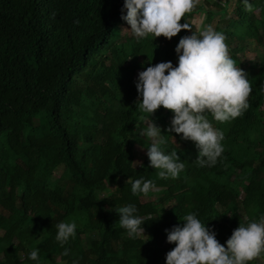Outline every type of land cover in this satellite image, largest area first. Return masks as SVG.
<instances>
[{
  "label": "trees",
  "instance_id": "1",
  "mask_svg": "<svg viewBox=\"0 0 264 264\" xmlns=\"http://www.w3.org/2000/svg\"><path fill=\"white\" fill-rule=\"evenodd\" d=\"M249 3L252 11L241 0L232 10L227 1L203 8L195 0L180 21L190 25L202 11L217 17L214 30L252 89L240 116L207 117L223 132L224 150L216 165L199 167L194 142L166 132L171 110L138 111L134 83L143 51L144 68L176 66V44L197 29L137 40L122 33L130 27L123 0H0V264H35L31 250L40 264H165L175 246L165 229L187 213L222 245L240 222L264 216V0ZM152 120L168 141L165 152L177 151L185 165L176 179L158 178L148 140L134 132ZM141 177L157 190L132 195L125 182ZM126 204L136 206L147 236L130 239L119 227L110 209ZM70 221L75 238L61 246L54 225ZM248 264H264V252Z\"/></svg>",
  "mask_w": 264,
  "mask_h": 264
},
{
  "label": "clouds",
  "instance_id": "2",
  "mask_svg": "<svg viewBox=\"0 0 264 264\" xmlns=\"http://www.w3.org/2000/svg\"><path fill=\"white\" fill-rule=\"evenodd\" d=\"M194 4L195 0H123L121 19L130 26L127 29L137 40L161 35L171 39L181 29L192 27L180 21ZM241 4L244 10H253L249 0H241ZM224 39L211 25L193 30L190 35L181 36L175 46L176 66L171 61L149 64L138 71L134 81L138 111L152 117L161 106L171 110L170 127L166 132L182 134L181 140L194 142L198 150L195 163L199 167L216 165L224 150L223 132L214 129L207 117L220 123L235 119L248 108L247 98L252 91L244 71L229 57ZM260 88L264 92V82ZM142 122L146 127L136 125L134 132L148 140V166L157 170L160 179H176L185 167L177 151L166 153L168 141L161 134V128L153 120ZM125 183L130 184L134 196L157 190L153 181L143 177L129 178ZM110 210L118 214L117 223L128 238L147 236L143 227L145 221L136 215L134 204ZM179 219L182 225L178 223L165 229L166 242L175 245L166 252L165 264H248L264 252V216L256 221L240 222L223 245L196 213H187ZM54 227V239L59 245L75 238L74 221L59 222ZM68 252L64 248L61 254L67 256ZM27 258L40 264L36 250L29 251ZM72 264L78 262L74 260Z\"/></svg>",
  "mask_w": 264,
  "mask_h": 264
},
{
  "label": "rangeland",
  "instance_id": "3",
  "mask_svg": "<svg viewBox=\"0 0 264 264\" xmlns=\"http://www.w3.org/2000/svg\"><path fill=\"white\" fill-rule=\"evenodd\" d=\"M197 1V3H198V5H200V3L202 4V7L203 8H207L208 6L206 5V3H207V1L208 0H196ZM213 1H215V0H213ZM212 1V2H213ZM220 2H224V0H220ZM233 4H234V2H233ZM233 4H231V2H230V9L233 7ZM199 13V14H198ZM193 18H191L190 20H189V22H190V26H192L191 28L193 29H196V28H199L200 27V25L202 26V27H204L205 26V24H208L209 23V25H211L213 28H216V20H217V17H215V18H213V21L212 22H210V19H209V17H207V16H205L204 14H203V12L201 13V12H198ZM128 26H125V27H122V33L123 34H127V31H128ZM261 52V51H260ZM146 53H147V51H143V53H142V55H141V60H140V65H141V67L138 69V71H141V70H143L144 69V65H145V62H144V59H145V56H146ZM228 55H229V51H228ZM246 56H247V60L248 61H254V59H256L257 57H256V51H255V45H252L248 50H247V52H246ZM176 60H177V58H176ZM138 71L136 72V76H137V74H138ZM61 171H62V168H59L58 169V172H56V174L57 175H59L60 173H61ZM146 231V230H145ZM146 233V232H145ZM20 257L21 258H24V253H21V255H20Z\"/></svg>",
  "mask_w": 264,
  "mask_h": 264
},
{
  "label": "crops",
  "instance_id": "4",
  "mask_svg": "<svg viewBox=\"0 0 264 264\" xmlns=\"http://www.w3.org/2000/svg\"><path fill=\"white\" fill-rule=\"evenodd\" d=\"M206 1V0H205ZM210 1H213V0H210ZM224 1H227V2H229V6H230V2H231V4H233V2H234V4H233V7L230 9V10H232L233 8H234V5H236L237 4V1L238 0H224ZM254 0H251V2H253ZM252 4H254V3H252ZM200 5H202L201 3H200ZM203 12V11H202ZM201 12V13H202ZM199 14V13H198ZM203 14L205 15V16H207L208 17V15L205 13V12H203ZM210 19V18H209ZM210 22H212L211 20H210ZM205 25H209V23L208 24H205ZM203 27L200 25V27L199 28H196L198 31L200 30V29H202Z\"/></svg>",
  "mask_w": 264,
  "mask_h": 264
}]
</instances>
